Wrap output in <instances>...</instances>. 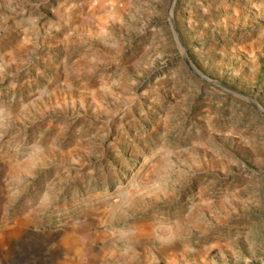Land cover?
<instances>
[{"label": "rangeland", "instance_id": "obj_1", "mask_svg": "<svg viewBox=\"0 0 264 264\" xmlns=\"http://www.w3.org/2000/svg\"><path fill=\"white\" fill-rule=\"evenodd\" d=\"M171 3L0 0V103H32L0 139V264H124L106 201L170 145L130 212L136 264H264V0ZM34 141L52 148L21 164ZM175 219L161 246L154 223Z\"/></svg>", "mask_w": 264, "mask_h": 264}, {"label": "clouds", "instance_id": "obj_2", "mask_svg": "<svg viewBox=\"0 0 264 264\" xmlns=\"http://www.w3.org/2000/svg\"><path fill=\"white\" fill-rule=\"evenodd\" d=\"M118 83L117 80L111 81L110 84L104 86V91L111 92L113 87L118 86ZM31 107V102L21 103L18 107H13L8 103H0V139H4L13 127L17 113H26ZM51 148V144L45 145L40 141H34L28 145L16 144L12 150L19 155L21 164L34 165ZM178 153L177 147L174 145L158 146L157 154L151 159L158 160L160 166L153 173L152 179L145 181L141 177H133L127 185L113 190L114 197L106 201L111 221L108 227V235L115 244L120 246V254L124 258V264H136L138 256L135 241L136 233L129 223L132 219L130 212L136 207L138 201L154 195L162 188L165 174L172 166ZM56 198L55 192L46 189L40 195L39 204L42 207H51ZM182 228L183 224L179 219L163 222L157 220L153 226V238L161 246H172L181 238Z\"/></svg>", "mask_w": 264, "mask_h": 264}, {"label": "water", "instance_id": "obj_3", "mask_svg": "<svg viewBox=\"0 0 264 264\" xmlns=\"http://www.w3.org/2000/svg\"><path fill=\"white\" fill-rule=\"evenodd\" d=\"M174 4H175V0H172V3H171V9H173L174 7ZM172 11V10H171ZM173 24V28L175 29V25L174 23ZM180 47L182 48V51H183V55H184V59L186 61V63L188 64V66L190 67V69L198 76H200L201 78L205 79L206 81H208L209 83L211 84H214L216 86H219V87H222L228 91H231V92H234L238 95H242L238 90L234 89L233 87L231 86H228L226 84H223V83H219L217 81H212V80H209L207 79L197 68L196 66L193 64L192 60L190 59L186 49L183 47L182 43L180 42ZM246 97V96H245ZM248 100H250L248 97H246ZM255 106L256 108L262 112L264 114V110L257 104L255 103L254 101L250 100Z\"/></svg>", "mask_w": 264, "mask_h": 264}]
</instances>
